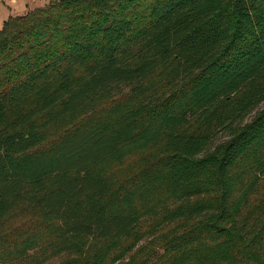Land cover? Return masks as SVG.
<instances>
[{
	"label": "trees",
	"instance_id": "trees-1",
	"mask_svg": "<svg viewBox=\"0 0 264 264\" xmlns=\"http://www.w3.org/2000/svg\"><path fill=\"white\" fill-rule=\"evenodd\" d=\"M16 211L37 222L8 240ZM47 255L264 264V0H51L3 21L0 264Z\"/></svg>",
	"mask_w": 264,
	"mask_h": 264
},
{
	"label": "rangeland",
	"instance_id": "rangeland-1",
	"mask_svg": "<svg viewBox=\"0 0 264 264\" xmlns=\"http://www.w3.org/2000/svg\"><path fill=\"white\" fill-rule=\"evenodd\" d=\"M50 1L51 0H0V27L3 21L8 17L24 15L35 8L46 7ZM144 152V148L138 146L126 148L114 160L106 162L103 168L114 173L120 160H122V163L128 168L130 164L135 165ZM23 212L24 211L13 212L7 218L3 232L6 234L5 236H7L8 240L13 234L23 231L24 227H29L32 221L37 222V220L30 219V215ZM60 261L61 257L47 255L40 264H59Z\"/></svg>",
	"mask_w": 264,
	"mask_h": 264
}]
</instances>
